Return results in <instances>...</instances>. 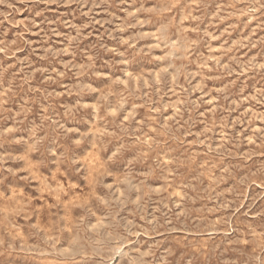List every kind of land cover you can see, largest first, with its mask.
<instances>
[{
	"label": "rangeland",
	"instance_id": "rangeland-1",
	"mask_svg": "<svg viewBox=\"0 0 264 264\" xmlns=\"http://www.w3.org/2000/svg\"><path fill=\"white\" fill-rule=\"evenodd\" d=\"M0 264H264V0H0Z\"/></svg>",
	"mask_w": 264,
	"mask_h": 264
},
{
	"label": "bare ground",
	"instance_id": "bare-ground-1",
	"mask_svg": "<svg viewBox=\"0 0 264 264\" xmlns=\"http://www.w3.org/2000/svg\"><path fill=\"white\" fill-rule=\"evenodd\" d=\"M136 82V81H135ZM114 113V112H113ZM176 191V190H175ZM181 195V194H180ZM122 249V248H121Z\"/></svg>",
	"mask_w": 264,
	"mask_h": 264
}]
</instances>
